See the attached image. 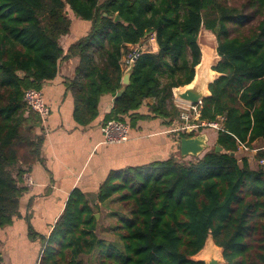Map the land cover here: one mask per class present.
<instances>
[{"label": "trees", "instance_id": "16d2710c", "mask_svg": "<svg viewBox=\"0 0 264 264\" xmlns=\"http://www.w3.org/2000/svg\"><path fill=\"white\" fill-rule=\"evenodd\" d=\"M68 11L90 22L65 55L78 58L65 85L82 126L96 118L102 95L122 87L125 45L151 31L158 50L138 57L104 122L132 126L127 117L147 98L155 99L149 116L179 120L172 88L192 81L201 57L198 33L210 30L219 56L212 70L219 76L199 110L203 121L223 117L221 149L187 162L172 158L112 171L96 204L73 189L39 264H85L82 256L94 264H204L192 256L209 235L224 264H264V165L254 169L246 157L230 155L240 144L264 143V0H0V227L17 211L22 175L40 159L42 120L23 94L56 76ZM255 158H264V147ZM101 206L111 207L113 241L98 233L94 214Z\"/></svg>", "mask_w": 264, "mask_h": 264}, {"label": "crops", "instance_id": "0c3cea01", "mask_svg": "<svg viewBox=\"0 0 264 264\" xmlns=\"http://www.w3.org/2000/svg\"><path fill=\"white\" fill-rule=\"evenodd\" d=\"M68 17L71 21L69 32L59 40L63 55L58 63V72L54 79L44 82L40 88L49 114L38 130L40 159L27 171L32 184L20 183L24 190L18 199L17 211L9 224L0 227L1 264H34L40 258L73 189H80L90 205L96 204L99 187L112 171H124L152 161L172 158L180 161L185 158L180 154V136L171 131L179 121L149 116L148 105L154 103V98L145 99L144 104L133 111L135 115L127 117L132 120V126L128 139L123 143L104 142L101 125L112 108L114 96L110 94L100 97L98 114L91 123L82 126L75 122L74 99L66 88L65 79L74 77L78 58L65 55L72 43L88 33L90 22L81 20L71 11H68ZM151 46H154L153 52L158 50L157 43ZM121 60L122 57L120 66ZM178 102L173 97L176 106ZM201 133L207 136L208 146L204 151L215 147L217 130L198 128L194 135ZM263 147L264 143L257 139L249 147L239 146L234 155L238 160L246 157L250 166L256 169L260 164L255 154Z\"/></svg>", "mask_w": 264, "mask_h": 264}, {"label": "built area", "instance_id": "2783aa9c", "mask_svg": "<svg viewBox=\"0 0 264 264\" xmlns=\"http://www.w3.org/2000/svg\"><path fill=\"white\" fill-rule=\"evenodd\" d=\"M142 39L138 43L125 45L121 60V68L123 71L130 64L134 65L135 61L143 52H153V50H147V48L149 45H156L155 32L151 31L146 33ZM153 47L154 46H152V48ZM23 101L30 111H33L40 116L41 120H44L48 116L49 107L45 104L40 90L32 88L27 89L23 94ZM200 103L201 102L197 104H186L182 102L177 103L179 124L171 131H176L178 133V137L180 136V133H186L191 127L194 129V131H196L198 128L205 127L214 128L216 130L221 129L223 117H218V119L213 122H207L200 119ZM129 129L130 126L127 122L115 119L106 120L101 125L105 143L115 144L125 142L128 139ZM239 146L245 148L243 144H240ZM258 163L260 165H264V158L259 159ZM22 181L26 185L32 184V180L28 172H25L22 175ZM39 259L40 258H38L34 264H39Z\"/></svg>", "mask_w": 264, "mask_h": 264}, {"label": "water", "instance_id": "95a60500", "mask_svg": "<svg viewBox=\"0 0 264 264\" xmlns=\"http://www.w3.org/2000/svg\"><path fill=\"white\" fill-rule=\"evenodd\" d=\"M115 19H118L116 15ZM201 30V29H200ZM200 33V31H199ZM198 33V34H199ZM209 40L205 41V43H199L198 36H197V44L200 48L201 57L200 62L195 66L194 70V77L189 84L173 87L172 88V96L175 100L186 103V104H197L201 102L204 97L210 95L208 85L213 82L215 79L218 78L219 73L212 70V66L217 63L219 60V56L216 52L217 41L215 45V49L212 52L209 51L207 48ZM201 45L204 47L201 48ZM210 52L211 58L207 64L208 71L200 78L196 79L198 74V66H200L203 62V56L205 53ZM133 68V64H130L122 73L121 77V84L122 87L116 92L114 95L113 100L116 97H119L121 93H123L125 86L129 83L130 74ZM186 133H193L190 136H182L179 138V149L181 156L185 157L188 155L191 156H199L202 152L207 148V136L205 133L194 135L195 131L191 127L187 130ZM214 149L216 151H220V147L215 145ZM230 155H234V152H231ZM96 219L98 218V214H94ZM218 249V254L216 255L215 250ZM194 260H198L203 262L204 264H224V259L222 256V248L216 245L213 242L211 235H209L205 241L204 246L202 249L192 256Z\"/></svg>", "mask_w": 264, "mask_h": 264}, {"label": "rangeland", "instance_id": "374dc122", "mask_svg": "<svg viewBox=\"0 0 264 264\" xmlns=\"http://www.w3.org/2000/svg\"><path fill=\"white\" fill-rule=\"evenodd\" d=\"M241 1L242 0H230V3L233 4V5H238L239 2H241ZM198 40H199V43H203V42L205 43V41L209 40L207 48H209L210 52H212L213 49H215L216 38H215L214 34L210 30H207L206 28L202 27L201 30H200V33L198 34ZM201 48L204 49V47L202 45H201ZM147 50H154V48H152V46L149 45ZM210 52H208L209 56H211ZM206 131L211 132L212 130L211 129H206ZM197 157L198 156L188 155V156H185L186 159L185 158L184 159H180V161L187 162V161L193 160V159H195ZM26 186H29V185H26ZM110 210H111V207L110 208H104V207L101 206L99 211H96V213L98 214V218H97L98 219V225H99L98 226L99 227V232L98 233L102 234V237L104 239H106L107 241H113L115 239V236L112 234V227H111L113 218H112V216L107 214V213L110 212ZM116 244L120 245V243H116ZM82 258L85 261V264H94V261H90V258L88 256H82Z\"/></svg>", "mask_w": 264, "mask_h": 264}, {"label": "bare ground", "instance_id": "6f19581e", "mask_svg": "<svg viewBox=\"0 0 264 264\" xmlns=\"http://www.w3.org/2000/svg\"><path fill=\"white\" fill-rule=\"evenodd\" d=\"M210 58H211V56H209L208 52L204 54L203 62L197 68L198 69V74H197L196 79H200L208 71L207 64H208ZM215 252H216V255H217L218 254V249H216Z\"/></svg>", "mask_w": 264, "mask_h": 264}]
</instances>
